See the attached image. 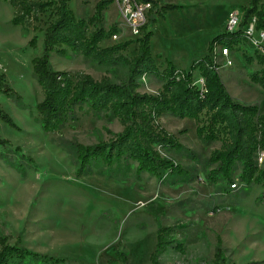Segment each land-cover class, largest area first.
Segmentation results:
<instances>
[{
	"label": "rangeland",
	"instance_id": "374dc122",
	"mask_svg": "<svg viewBox=\"0 0 264 264\" xmlns=\"http://www.w3.org/2000/svg\"><path fill=\"white\" fill-rule=\"evenodd\" d=\"M95 2L68 3L77 18H88ZM164 3L177 7L153 23L151 53L160 56L157 64L167 58L178 68H187L192 59L206 53L212 37L225 31L230 13L242 20L247 0H160V4ZM13 13L7 2L0 1V73L21 97L16 104L0 94V105L16 126L0 121V138L7 139L12 147H21L33 164L19 159L8 167L0 159V237H5L9 245L65 260L57 263L27 256L23 262L10 264H104L108 259L118 260L117 251L124 253L126 264H149L156 243V220L162 227H169L175 243L182 245L181 251L167 247L159 258L160 264H211L217 238L227 249V262L264 264L261 185L241 183L239 170L233 174L235 187L223 181L219 173L216 181H211L208 174L214 165L207 159L220 148L221 141L204 144L195 134L192 119L169 114L159 118L162 127L195 155L191 160L181 153L161 150L162 155L186 166L190 180L162 184L148 175L137 180L132 172L125 178L122 173L112 178L95 173L79 176L67 154L53 142H110L122 125L116 118L94 113L83 105L76 108L75 119L58 132L42 130L35 108L42 92L32 76L31 59L42 53V30L53 18V10L47 9L24 27L10 23ZM113 23H118L119 34L101 41L100 46L132 40L123 52L130 58L140 36L121 25L122 17L114 0L103 12L104 28ZM32 37L35 47L28 44ZM254 37L258 38L256 32ZM216 51V61L222 65L219 75L228 93L238 103L256 104L259 114H264V89L248 79L261 65L256 60L248 64L243 59L242 53L254 56L246 38L228 48L227 56L221 55V46ZM49 60L53 69L72 76L87 73L95 80L105 76L120 80L125 74L124 65L97 69L70 52L65 57L51 53ZM198 77L195 75L194 81ZM139 83L141 93H156L161 88L149 76L139 77ZM2 152H7V147L0 146ZM256 162L259 169H264V158ZM130 167L133 170L134 164Z\"/></svg>",
	"mask_w": 264,
	"mask_h": 264
},
{
	"label": "trees",
	"instance_id": "16d2710c",
	"mask_svg": "<svg viewBox=\"0 0 264 264\" xmlns=\"http://www.w3.org/2000/svg\"><path fill=\"white\" fill-rule=\"evenodd\" d=\"M0 1L13 8L10 20L13 26L24 27L30 19L36 20L37 15L47 9L53 10V18L42 30V53L31 59L32 76L42 92V99L35 105L42 130L58 132L75 119L76 108L83 105L94 113L116 118L122 125V130L110 142L98 141L90 145L63 139L53 142L67 154L79 176L95 173L112 178L122 173L121 177L125 178L132 172L137 180L148 175L162 184L190 180L186 166L161 154L162 150L181 153L191 160L195 157L160 124L159 118L169 114L194 120L195 134L204 144L221 141L220 148L213 150L207 159L214 165L208 174L211 181L215 182L216 173H219L223 181L232 184L233 174L239 170V181L246 186L260 184L264 197V169H259L256 162L258 151H264V114H259L256 104L238 103L233 99L219 75L222 65L213 54L216 46L232 49L245 39L240 29L215 35L208 42L203 56L193 60L188 69H179L166 58L160 64L155 62L150 49L152 31L148 30L157 17L176 8L175 5L164 3L158 7L160 0H152L147 24L135 40V54L126 58L123 52L133 43L132 40L100 46L101 41L120 32L118 23L107 29L103 26V12L111 0H98L88 18H77L69 7V0ZM251 16L255 18V28L264 31V1L247 0L240 27ZM28 44L35 47V38L32 37ZM69 52L80 55L84 64L97 69L124 65V77L114 80L105 76L95 80L87 73L72 76L67 71L53 69L49 60L51 53L65 57ZM242 57L248 64L256 60L262 66L264 62L257 53L254 56L242 53ZM195 75L203 78V90L194 84ZM141 76L153 77L160 83V90L156 93L139 92ZM248 79L264 89V67L251 72ZM0 94L16 104L21 101L4 73H0ZM0 121L16 127L1 105ZM0 146L7 147V152L0 153V159L8 167L14 166L19 159L33 164V159L25 155L21 147H12L7 139L0 138ZM131 163L134 164L133 170ZM156 222V243L149 264H160L159 258L167 247L182 250V245L175 243L171 229ZM117 253L118 260L108 259L104 264H126L124 253ZM226 253L227 249L217 238L211 264H234L227 262ZM27 256L33 259L43 257L57 263L65 260L9 245L5 237H0V264L23 262Z\"/></svg>",
	"mask_w": 264,
	"mask_h": 264
},
{
	"label": "built area",
	"instance_id": "2783aa9c",
	"mask_svg": "<svg viewBox=\"0 0 264 264\" xmlns=\"http://www.w3.org/2000/svg\"><path fill=\"white\" fill-rule=\"evenodd\" d=\"M112 1V0H111ZM119 7L120 15L122 17L121 25L129 28L131 34L141 36L143 27L147 24L150 10L152 9V0H114ZM160 4V3H159ZM242 21V20H241ZM239 17L236 14L230 13L225 25V31L234 32L241 30L242 34L246 38L247 42L254 49V53L264 58V31L257 30L255 28V18L249 17L244 25L240 27L241 23ZM119 27V26H118ZM238 28L235 30V28ZM255 32L258 38L254 37ZM117 35H113L112 38H116ZM216 46L213 50V54L216 55ZM221 55H228V48L221 46ZM216 57V56H215ZM261 67H264V62ZM194 84L203 90V78L198 77ZM264 151L260 150L257 153L256 160L260 163L263 161ZM232 187L235 184L232 183Z\"/></svg>",
	"mask_w": 264,
	"mask_h": 264
},
{
	"label": "crops",
	"instance_id": "0c3cea01",
	"mask_svg": "<svg viewBox=\"0 0 264 264\" xmlns=\"http://www.w3.org/2000/svg\"><path fill=\"white\" fill-rule=\"evenodd\" d=\"M96 2H97V0H96ZM96 2H95V3H96ZM165 14H166V13H165ZM165 14H164V15H165ZM164 15H162V17H164ZM158 18H159V17H157V19H158ZM157 19H156V20H157ZM152 26H153V24L149 25V26H148V30L152 31V30H151ZM118 34H119V33H118ZM152 34H153V32H152ZM118 36H119V35H118ZM117 40H118V37H117ZM117 42H121V41H117ZM135 47H136V43H135ZM150 49H151V48H150ZM229 53H230V52H229ZM229 53H228V54H229ZM151 54H152V53H151ZM152 56H153V55H152ZM158 56H159V55H158ZM158 56H157V57H154V56H153L154 59L156 60V63H157ZM159 57H160V56H159ZM159 59H162V58H159ZM164 59H165V58H164ZM164 59H162V61H163ZM166 59H167V58H166ZM168 60H169V59H168ZM193 60H195V59H192V60L189 62V65H190V63H191ZM170 61L175 65V63H174L172 60H170ZM219 62H220V61H219ZM226 63H227V64H230V61L227 60ZM189 65H188V67H189ZM175 67L178 68L176 65H175ZM188 67H187V68H179V69H188ZM219 73H220V71H219ZM256 85L259 86L258 84H256Z\"/></svg>",
	"mask_w": 264,
	"mask_h": 264
}]
</instances>
